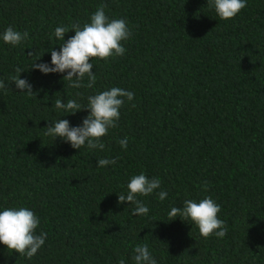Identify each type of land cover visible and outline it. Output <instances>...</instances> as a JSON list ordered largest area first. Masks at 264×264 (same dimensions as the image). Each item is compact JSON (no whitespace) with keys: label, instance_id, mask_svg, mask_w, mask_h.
<instances>
[{"label":"trees","instance_id":"16d2710c","mask_svg":"<svg viewBox=\"0 0 264 264\" xmlns=\"http://www.w3.org/2000/svg\"><path fill=\"white\" fill-rule=\"evenodd\" d=\"M101 4L131 35L123 56L91 60L93 88L32 68L51 64L50 50H60L56 27H82ZM9 26L29 35L16 46L0 38L7 88L0 89V211L32 210L36 234L47 238L31 259L0 243V264H135L142 244L157 264H264V0H247L229 20L208 0H0V34ZM17 66L34 95L11 81ZM112 87L135 97L125 99L103 150L45 135L59 119L75 127L89 115L56 109L57 99L86 108L89 95ZM125 137L126 150L118 143ZM101 158L116 163L98 167ZM140 173L161 181L137 197L147 215L118 203ZM206 196L221 206L223 238H204L190 220L168 216Z\"/></svg>","mask_w":264,"mask_h":264},{"label":"clouds","instance_id":"9594fccd","mask_svg":"<svg viewBox=\"0 0 264 264\" xmlns=\"http://www.w3.org/2000/svg\"><path fill=\"white\" fill-rule=\"evenodd\" d=\"M208 4L209 7H214L220 20H229L247 6V0H208ZM105 7L106 5L101 4L91 15L90 22L84 23L82 27L76 23L70 26L56 27L54 35L63 41L60 50H50L51 64L34 63L32 68L38 69L44 74L67 73L63 79L70 82L69 87L71 88H93L97 77L93 73L91 60L93 58L108 60L110 57L123 56L126 48L122 42L127 41L131 35L127 21L122 18L110 20L105 14ZM70 31H74L75 35L65 40V34ZM28 35L27 31L21 33L9 26L0 34V38L4 43L16 46L28 38ZM23 71L17 66L15 68L16 75L11 76L10 79L16 89L32 96L35 94L32 84L28 80L20 78ZM85 76L88 77L87 84L83 83ZM0 89L7 91L3 79H0ZM80 95L81 93L77 92V96ZM134 97L133 91L112 87L95 95H89L86 108H83L74 99L67 100V103L57 99L54 105L56 109H63L72 114L87 109L89 115L83 119L80 126L75 127L70 125L69 120L59 119L46 127L45 135L62 138L74 149H81L86 145L88 149L103 150L105 144L102 138L108 134L110 129L118 126L120 109L123 107L125 99L133 101ZM132 107H135V104H132ZM118 143L123 149H127L126 137L120 139ZM115 163V159L101 158L97 165L106 167ZM160 186L161 181L156 177L149 178L144 173L133 175L127 184V194L118 195V203L130 202L131 205H134L133 215H147L149 208L137 197L148 196ZM158 195L160 200H164L168 194L165 191H160ZM220 212L221 206L211 196H206L199 202L186 199L182 208L172 207L168 216L170 219L179 217L184 221L190 220L204 238H209L212 235L223 238L227 234V226L225 221L219 218ZM39 224V217L26 207L6 208L0 211V243L4 244L8 250L31 259L45 244L47 238L46 232L36 234ZM133 253L132 258L135 264H157V260L150 253L147 244L137 245ZM119 264H125V261L122 259Z\"/></svg>","mask_w":264,"mask_h":264}]
</instances>
